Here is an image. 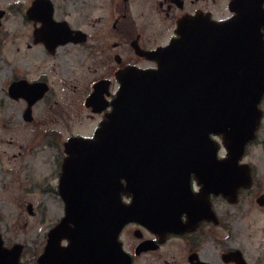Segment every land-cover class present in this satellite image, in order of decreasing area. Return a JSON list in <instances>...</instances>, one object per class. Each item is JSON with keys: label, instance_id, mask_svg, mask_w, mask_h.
<instances>
[{"label": "water", "instance_id": "1", "mask_svg": "<svg viewBox=\"0 0 264 264\" xmlns=\"http://www.w3.org/2000/svg\"><path fill=\"white\" fill-rule=\"evenodd\" d=\"M263 5L264 0H232L235 15L222 23L184 17L178 22L179 38L148 55L158 69L118 74L112 110L95 138L72 140L66 149L58 188L64 217L48 234L37 264H57L62 239L91 244L96 264H130L118 241L127 223L137 219L155 227L166 210L176 218L183 212L194 220L208 218L203 201H179L190 189L191 174L203 196L229 195L231 202L240 188L250 186L248 171L242 172L248 166L239 161L262 118ZM32 10L28 20L34 18ZM35 16L42 40H53L60 29L56 25H65L52 21V10ZM44 92V85L25 81L9 87L11 96L28 100L26 122ZM212 136L221 138L226 158L218 159L220 146ZM122 195H132L131 204H124ZM258 203L264 206L262 198ZM177 226L172 220L168 229ZM22 250L21 245L4 247L0 235V264H20ZM234 255L236 264H246L239 252Z\"/></svg>", "mask_w": 264, "mask_h": 264}, {"label": "rangeland", "instance_id": "2", "mask_svg": "<svg viewBox=\"0 0 264 264\" xmlns=\"http://www.w3.org/2000/svg\"><path fill=\"white\" fill-rule=\"evenodd\" d=\"M29 1L0 0V9L8 10L0 27V231L6 247L23 246L22 264H36L35 259L46 244L47 233L63 215V204L55 186L59 148L56 149L53 138L44 133L52 130L64 135L68 131L91 132L97 118L88 116L82 100L90 91V80L100 77L107 66L85 61L84 66L78 68L66 59L46 62L41 50L29 49L31 23L24 9L17 8ZM203 1L214 10L217 18L227 15V0ZM107 3V0H100L85 17L78 15L81 8L74 9L68 20L90 32L104 30L110 20ZM153 18L149 16L150 22L157 25ZM154 25L148 27L149 34L158 29ZM165 39L166 36L160 41ZM42 72L47 74L50 97L33 105V120L26 122L23 118L26 104L10 98L6 89L11 81L23 75L33 79ZM260 109L263 116L256 138L246 147L242 160L249 165L254 183L238 206H227L215 200V210L226 228H215L214 237L207 239L210 264H235L222 261V253L228 250L241 252L247 264H264V206L257 203L261 197L264 200V98ZM219 156H224V150ZM177 252L172 250L168 254L176 255ZM151 260L152 257L147 256L138 264Z\"/></svg>", "mask_w": 264, "mask_h": 264}, {"label": "flooded vegetation", "instance_id": "3", "mask_svg": "<svg viewBox=\"0 0 264 264\" xmlns=\"http://www.w3.org/2000/svg\"><path fill=\"white\" fill-rule=\"evenodd\" d=\"M59 1L30 0L29 4L27 3L25 6L17 5V8L19 10L24 9L25 13L33 6L32 40L27 47L41 50L46 62L66 59L71 61L72 64H76L78 68H82L85 61L106 64L107 66L100 77L90 80L88 84L90 91L84 95L82 100L83 109L89 113L88 116L97 118L91 132L84 134L68 131L67 135H64L58 130H52L47 133L49 137L53 138L55 148H59L56 175L57 186L62 163L66 158V144L72 138L82 137L90 139L94 136L101 120L111 109V102L119 87L117 74L120 71L125 69H155L157 64L148 58L147 53L168 45L177 37V22L183 16L210 15L216 21H223L230 17L228 11L230 0H227L225 4L227 15L219 18L215 16L214 10L208 6V3L206 4L203 0H107L110 14L109 24L104 30L100 29L90 32L79 26L76 27L74 23L69 21V16L71 11L74 9L79 11L80 8L81 10L78 12L80 17L89 15L91 9L97 6L96 3L100 0H63L62 3H59ZM50 6L53 8L54 20L65 21L71 31L80 32L82 35H73L74 38L69 40L68 43L59 44L55 48L50 47L46 40H39L38 30L41 28V24L35 15L39 13L48 14ZM0 11L4 14L1 19L2 24L8 15V10L5 8L0 9ZM149 16H154L153 22H156L157 25L150 22ZM151 25L158 27V29H154L149 34L150 28L148 27ZM35 32L37 33L35 34ZM164 36H166V39L161 42L160 40ZM23 79L28 82L44 83L47 87V91L41 100L34 105L43 102L46 98L48 100L51 89L45 72L37 74L33 79H28L27 75H23L16 80ZM19 99L27 106L25 99L19 97L16 100ZM190 182L194 196L200 194V188L196 186L194 177L190 178ZM251 189L240 190L234 204H231L228 199L210 195L209 200L207 198L205 200L206 204H208L209 218H200L196 222L195 220L193 221L189 213H182L180 221L183 227L178 232H169L166 227L152 231L138 222H130L124 226L119 235L123 250L130 257L131 264H138L140 259L147 256L153 259L147 264L153 262H157V264H210L207 259V239L214 237L215 228L221 229L223 226L226 228L223 220L215 210V200H221L227 206H238L242 197ZM127 201L129 202V200ZM162 220H166V217ZM55 225L56 223L50 230ZM72 243L74 244V250L68 256L59 254L57 257L58 264H94L96 262V251L91 244L89 245L84 240L70 242L67 239H63L60 242V247L67 248L72 246ZM172 250H178L176 255L168 254ZM230 252L231 250L222 253L223 262L230 263L232 261L231 254H228Z\"/></svg>", "mask_w": 264, "mask_h": 264}]
</instances>
